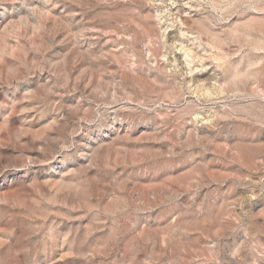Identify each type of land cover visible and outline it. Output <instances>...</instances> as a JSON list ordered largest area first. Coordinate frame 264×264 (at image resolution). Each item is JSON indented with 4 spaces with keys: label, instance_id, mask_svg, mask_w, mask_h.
Listing matches in <instances>:
<instances>
[{
    "label": "rangeland",
    "instance_id": "1",
    "mask_svg": "<svg viewBox=\"0 0 264 264\" xmlns=\"http://www.w3.org/2000/svg\"><path fill=\"white\" fill-rule=\"evenodd\" d=\"M0 123V264H264V0H0Z\"/></svg>",
    "mask_w": 264,
    "mask_h": 264
},
{
    "label": "bare ground",
    "instance_id": "2",
    "mask_svg": "<svg viewBox=\"0 0 264 264\" xmlns=\"http://www.w3.org/2000/svg\"><path fill=\"white\" fill-rule=\"evenodd\" d=\"M15 19V18H14ZM15 22V21H14ZM29 24V23H28ZM171 44V43H170ZM6 45V44H5ZM172 45V44H171ZM3 46V45H2ZM168 46H170V45H168ZM174 46V45H173ZM172 46V47H173ZM181 46V45H180ZM150 47V46H149ZM175 47V46H174ZM170 48V47H169ZM11 49V48H10ZM174 49V48H173ZM150 50H152V49H150ZM170 50V49H169ZM174 50H176V49H174ZM186 51V50H185ZM173 52V51H172ZM80 54V53H79ZM105 56V55H104ZM195 56V55H194ZM197 56V55H196ZM197 58V57H196ZM206 58V57H205ZM193 59V58H192ZM199 72V71H198ZM86 88V87H85ZM84 88V89H85ZM32 93V92H31ZM28 97V96H27ZM20 109V108H19ZM1 124V123H0ZM115 124V123H114ZM18 127V126H17ZM20 127V126H19ZM19 130V129H18ZM25 130V129H24ZM23 130V131H24ZM37 130V129H36ZM43 130V129H42ZM122 130V126H118V127H116L115 125L114 126H112V128L110 129V130H108L107 131V133H105V134H102V135H100V136H97V139H93V140H91V141H87L86 143H84L85 144V146H86V149H90V150H92L93 149V151H94V149H101V147L102 146H104L105 144H106V142H107V140L108 139H110L111 137H113L115 134H118L120 131ZM21 132V131H20ZM19 134V133H18ZM38 134V133H37ZM123 134H124V132H123ZM39 135V134H38ZM43 135V134H42ZM47 135V134H46ZM23 136H25V135H23ZM34 136V135H33ZM35 137V136H34ZM37 137V136H36ZM45 137V136H44ZM30 139H32L33 140V138H30ZM36 140H37V138H35ZM35 141V140H34ZM33 142V141H32ZM111 142V141H110ZM109 142V143H110ZM22 143H23V141H22ZM35 143V142H34ZM33 143V144H34ZM108 143V144H109ZM113 142H111V144H112ZM3 144V143H2ZM111 144H109V145H111ZM8 145V144H7ZM83 145V144H82ZM107 145V144H106ZM39 146V145H38ZM112 147V146H111ZM21 148V147H20ZM106 148V147H105ZM85 149V148H84ZM102 150V149H101ZM100 150V151H101ZM98 152H99V150H97ZM111 151H112V149H111ZM96 152V151H95ZM97 152V153H98ZM101 153V152H100ZM92 154H94V153H92ZM95 156V155H94ZM31 157V156H30ZM34 157V156H33ZM28 158V157H27ZM29 159V158H28ZM29 160H31V159H29ZM35 160V159H34ZM33 160V161H34ZM58 163H59V161H57ZM91 162V161H90ZM106 164V163H105ZM62 165V164H61ZM80 168V167H79ZM35 181V180H34ZM34 181H32V182H34ZM42 181V180H41ZM39 182V181H38ZM54 182V181H53ZM23 183V182H22ZM61 184H63V183H60V185ZM6 182L5 181H0V199H1V197H7V195L5 196V187H6ZM40 185V184H39ZM59 185V186H60ZM9 186V185H8ZM36 186V185H35ZM43 186V185H42ZM66 187V186H65ZM44 188V187H43ZM11 189V188H10ZM10 189L8 190V191H10ZM60 189V188H59ZM62 189V188H61ZM58 190V189H57ZM12 191V190H11ZM7 192V191H6ZM41 192V191H40ZM72 192V191H71ZM70 192V193H71ZM11 193V192H10ZM5 200H6V198H4ZM47 199V198H46ZM1 200H3V199H1ZM1 200H0V202H1ZM8 201H9V199H8ZM26 201V200H25ZM6 202V201H5ZM10 202V201H9ZM7 203V202H6ZM73 203V202H72ZM27 205V204H26ZM18 211V210H17ZM44 214V213H43ZM17 218V217H16ZM9 233H3L2 235H1V239H0V247H1V244L2 243H8V242H6L7 241V235H8ZM7 238V239H6ZM11 244V243H10ZM3 245V244H2ZM5 245V244H4ZM14 253V252H13Z\"/></svg>",
    "mask_w": 264,
    "mask_h": 264
}]
</instances>
